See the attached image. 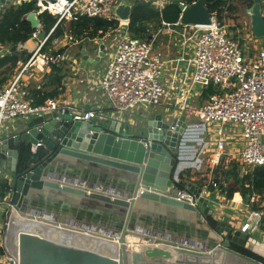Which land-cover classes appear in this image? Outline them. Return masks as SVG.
I'll return each instance as SVG.
<instances>
[{
  "label": "water",
  "instance_id": "obj_1",
  "mask_svg": "<svg viewBox=\"0 0 264 264\" xmlns=\"http://www.w3.org/2000/svg\"><path fill=\"white\" fill-rule=\"evenodd\" d=\"M179 5L182 24L212 20L214 13L208 9L207 0ZM132 6L130 0H121L114 12L129 22ZM248 12L253 34L263 37V0H255ZM26 20L43 39L46 30L41 12H29ZM104 49L102 43L101 55ZM21 51L19 45L14 53ZM82 53L87 62V50ZM110 121L76 119L71 108L58 109L32 117L4 138L9 199L21 215L76 229L65 223L63 209L71 195H79L90 207L101 205L98 223L85 224L83 230L118 242L117 254L108 255L23 232L19 264H264L263 242L229 225L223 228V222L208 224L211 209L208 199L200 195V186L189 184L199 197L197 204L175 197L180 162L177 149L187 126L184 115L175 130H171L175 121L164 120L162 113L136 124ZM22 143L29 145L30 151L25 163L18 166ZM97 169L105 175L106 185L94 184L90 178ZM106 178H117L118 182L123 178L130 187L110 188ZM212 228L218 235L205 231ZM129 237L135 240L130 242ZM147 240L156 244L149 245ZM135 243L141 247L135 248Z\"/></svg>",
  "mask_w": 264,
  "mask_h": 264
},
{
  "label": "built area",
  "instance_id": "obj_2",
  "mask_svg": "<svg viewBox=\"0 0 264 264\" xmlns=\"http://www.w3.org/2000/svg\"><path fill=\"white\" fill-rule=\"evenodd\" d=\"M120 1L37 0L38 9L36 11L41 13L48 11L55 15L58 21L76 19L83 14L119 19L114 8ZM146 1L162 9L176 0ZM21 2L22 0L11 1L14 4ZM180 3L191 2L179 0ZM4 4L0 0V15ZM215 14L211 22L207 24H182L180 20L176 23L180 27L167 24L172 27L173 32L179 33L185 42L194 38L192 53H181L180 58L176 57L177 59L174 60L177 61L178 66L181 59H187L191 67V71L190 69L187 71V94L195 91L197 86L206 88L213 85L217 88L202 104L193 109V113L198 116L194 127L199 131L205 132L211 125H218L216 152L213 155L212 164L215 166L220 162L227 145V139L223 136L224 126L233 124L240 126V133L244 140V145L238 151L236 159L243 165L253 168L264 164V47L255 49L253 53L246 49L237 38L228 32L225 25L220 24ZM120 23V26L125 24V30L123 28L119 37L116 38L106 70L99 78V86L109 103L110 113L107 116L97 109H72L76 119H111L118 123L119 120L113 118L116 113L123 114L141 105L159 104L168 93L163 77L167 64L172 59H168L157 49L155 43L157 34L149 40L133 36L128 31V22L120 20ZM53 30L54 27L46 31L43 39L39 38L38 30L32 33L30 38L38 40L37 45L32 49L33 54L24 62L17 74L0 85V174L2 173L3 156L6 154L2 134L4 120L35 117L67 108L57 97H49L42 103H33L29 97L28 83L23 78L25 71L31 67L44 71L51 64L67 58L63 50L54 48V44H59L61 40L58 36L52 39L49 49L42 52V47L50 38ZM250 30L251 36L254 37L252 29ZM19 45L23 49L25 43ZM8 51V47L0 42V55ZM181 108L182 110L188 109L185 101L181 104ZM174 121L171 130H175L179 119ZM40 144L39 142L38 145ZM175 179L179 181V174L175 175ZM200 187V195L208 193L212 187L221 189L219 183L212 177L201 183ZM173 193L177 198L197 204L196 194L188 187L179 188L177 185ZM257 199V195H251L249 205ZM262 216V210L251 208L241 226V231L247 233L260 227ZM8 253L9 256L2 253L6 258L2 263L10 264V261H13L12 264H19V257L10 250Z\"/></svg>",
  "mask_w": 264,
  "mask_h": 264
},
{
  "label": "crops",
  "instance_id": "obj_3",
  "mask_svg": "<svg viewBox=\"0 0 264 264\" xmlns=\"http://www.w3.org/2000/svg\"><path fill=\"white\" fill-rule=\"evenodd\" d=\"M124 25L125 24H122L119 29L115 30L116 33L114 35L119 36L123 28L125 30ZM105 36L97 38H88L83 36L81 38H76L66 30L64 31L63 35L58 36L61 38L59 42L60 45L58 48H55L60 49L65 47L63 51L67 54V58L63 61H60V64L64 65L68 73L63 81V85L59 87L60 89H63V91L56 97L59 98L60 101L67 106V108H71L73 110L92 108L101 110L107 116L110 113L109 103L99 86V78L106 70L108 59L112 51L111 50L109 53H104L102 55L100 53V45L102 43L105 44L103 41ZM37 43V39L29 38L24 45V48L26 49H23L30 53ZM83 49L87 50V55L89 57L87 62H84V53H82ZM180 54L172 58H168L172 60L169 62V64H167L163 77V81L166 85L168 93L161 103L146 107H144L145 105H141L136 109L130 110L123 114L116 113L113 118L118 119L121 124H136L138 121H145L146 119L154 117V115L157 113H162L164 120H168L170 123H173L175 119H180V117L184 115L187 126L185 132L181 135L180 146L177 149L180 158L178 174L180 175L181 172L184 171V173L189 175V178L186 176L188 178L186 185L190 189V183L195 186H200L201 183H203L201 177L197 176V173L199 174V172L203 171V169H201L203 168V164L206 163L208 164V167H214L212 164V158L216 152V129L218 128V125H211L205 132L199 131L194 127V124L198 121V116L193 113V109L202 104L207 99L203 94L205 87L197 86L195 91L187 94V71L189 69L191 71V67L187 59H181L178 66L176 65L177 61L174 59L180 58ZM21 64H24L22 60L19 61L17 69L22 67ZM50 69L51 66L43 72H49ZM17 73L18 72H15L13 75ZM37 74H40V72ZM43 75L44 74L37 75L34 77L36 80H34L31 78V76L28 75V77H25L23 74V78L28 83V89H30L32 84L39 87L44 85V81H40L43 78ZM37 80H39V82ZM184 101L188 107L186 110H182L181 108V104ZM109 117H112V115H109ZM31 118L32 117H18L4 120L2 129L3 138L14 134L19 126H22L25 121H28ZM94 119L100 120L98 118ZM105 120H107L108 123L111 122L109 119ZM223 136L227 139V145L225 146L221 159H236L238 156V151L241 150L244 145V140L240 133V126L226 124L224 126ZM14 148L16 147L14 146ZM4 150L6 151L5 148ZM2 162V172H6L7 163L6 161L4 162V156ZM110 172L114 173L115 171L110 170ZM90 178H92L94 184H105V175L102 174L101 169L93 170ZM106 179L110 182V188L111 185H115L117 189H127L130 187V184L126 183L123 178L119 179V182L117 181V178L116 181H113L110 178ZM201 196L208 199V204L211 209L209 217H212L217 221L216 225L223 222L225 223L222 225L223 228H226L227 225H229L232 230H241V226L248 215V212L251 210L249 201L244 200L240 194H235L232 198H228L224 192L217 187H212L208 193ZM197 198L199 199V197ZM7 203L8 202L5 200V202H2L0 206ZM66 203L68 204L63 209L65 223L69 222V225L76 227V230L84 231L83 229L85 224L92 225L98 223L96 221L99 218L98 215L101 213L100 204L95 203L93 207H90L79 195H71L69 201ZM262 203H264V201ZM208 224L212 226L209 222ZM89 229L87 228L86 230L89 231ZM205 231L211 235H218L219 233L213 228L212 230L205 229ZM247 234L264 243V232L260 227L253 231L247 232ZM95 242L98 241H96V239L92 236L81 237L79 238V241L74 239V244L84 247L86 246L87 248H90L91 244L92 246H95ZM137 245L138 246H136V244L134 245L135 248H139V244ZM4 253H6V251ZM1 254L0 263H2L5 258V256Z\"/></svg>",
  "mask_w": 264,
  "mask_h": 264
},
{
  "label": "trees",
  "instance_id": "obj_4",
  "mask_svg": "<svg viewBox=\"0 0 264 264\" xmlns=\"http://www.w3.org/2000/svg\"><path fill=\"white\" fill-rule=\"evenodd\" d=\"M133 3L130 20L128 22V31L131 35L141 37L144 39H151L154 34H157L155 43L158 45V38L160 33L166 28L167 24L173 27H180L176 25L181 15V8L179 0L173 1L165 5L162 9L152 5L146 0H130ZM192 2L194 0H188ZM236 2L249 3L253 5L254 0H207L208 9L217 14L220 24L225 23V18H235ZM37 0H22L19 4H4L0 15V42L10 48V51L0 55V85L5 83L12 75L14 68L18 66L20 60L26 62L30 57V53L17 54L16 51L20 43H25L31 36L35 29L31 23L26 20V15L37 10ZM42 28L47 32L54 27L50 38L42 47V52L47 51L51 45L54 37L64 34L66 30L73 37L81 38L83 36L88 38L103 37L110 31L116 30L120 27V20L116 18H106L103 16H89L79 15L76 19H70L66 25V19L58 18L48 11L41 13ZM235 38H237L235 36ZM65 47L59 50H64ZM64 65L58 63L51 64L49 72L44 74V85L30 86V95L33 103H42L49 97H56L63 89V81L67 76ZM52 85V86H51ZM51 86L50 88H48ZM217 88L210 85L204 88V97ZM30 151V146L22 143L19 146L18 166H22L27 159ZM242 163L237 159H231L227 163L221 159L220 162L213 168L214 179L219 183L221 190L228 198H232L235 194H240L244 200L250 201L251 195H257L258 199L251 202L250 206L253 209L263 211V216L260 222V228L264 232V164L255 166L246 171L242 170ZM243 165V164H242ZM4 172L0 174V203L9 198L11 187L9 181L4 177ZM189 175L181 172L177 185L179 188H186ZM209 223L215 226L217 221L209 217ZM235 249L246 252L240 247ZM0 252L4 253L5 249L0 245ZM250 254V253H249ZM4 264V263H0Z\"/></svg>",
  "mask_w": 264,
  "mask_h": 264
},
{
  "label": "rangeland",
  "instance_id": "obj_5",
  "mask_svg": "<svg viewBox=\"0 0 264 264\" xmlns=\"http://www.w3.org/2000/svg\"><path fill=\"white\" fill-rule=\"evenodd\" d=\"M263 2H264V0H263ZM248 4L249 3L243 4V3L236 2L237 7L235 6V8H236L235 18L233 19L230 17H226L224 20L225 23L223 25H225L226 29L228 30V32L231 35H233L234 37L236 36L237 39L240 41V43L246 49L251 50V52L253 53V52H255V49H259V48L264 47V36L263 37H256L254 34H253L254 37L251 36V34H250V31H251L250 29H252L250 27L251 26V15L248 12V8L251 7L252 5H248ZM215 15L217 16V14H215ZM218 21H219V19H218ZM65 24L68 25V20H66ZM115 33H116L115 31L110 32L103 39V41L105 42V45H106V49H105L106 52L105 53H109L112 50L113 44L116 43V38L119 37L118 35H114ZM154 35H156V33ZM159 36H160V38H158L159 42H158V45L156 47L165 55V57L172 58L176 55H179L180 53H192V46L194 44V38H191L187 42H185L184 39L179 36V33L173 32L172 27H169V26L164 28L162 30V34L160 33ZM54 45H55L54 48L55 47L58 48L60 44H54ZM8 49L10 51V48H8ZM24 49H26V48H24ZM24 49L19 54L29 53L27 50H24ZM25 51H27V52H25ZM32 54L33 53L30 52V56ZM20 69L21 68L17 69V67L14 68V71H13L12 75L10 76V78L13 76V74L15 72H19ZM39 72H40V74H37ZM42 74H45V72L38 70V68L31 67L25 71L24 76L28 77V75H29V76H31V78L36 80V78H34V77H36L37 75H42ZM44 79L45 78L43 75V78L40 81H42V80L46 81ZM37 81L39 82V80H37ZM144 107H146V106H144ZM224 160H225V163H227L229 161L226 159H224ZM4 162H5V158H4ZM202 166H203V168H201V169H203V171L199 172V174L197 173V176L201 177V180H203L202 182L206 181L210 177L214 178L213 169H211V167H208V164H206V163H205V165H202ZM241 166H242L243 171L251 169L247 165L241 164ZM4 174H5V171H4ZM4 177L6 178L5 175H4ZM5 200L8 203L2 204L0 206V245H2L4 247L6 254L8 255L9 253H8L7 249H9V246L7 244V236L9 235L10 226H11L12 221H13L12 217L14 214V208L15 207L13 204H10L9 198L5 199ZM5 200L2 202H5ZM17 213L20 214V212H18L16 210V215H17ZM18 218H20V216ZM130 242H132V241H130ZM145 243H147L149 245H150V243H152V245L156 244V242L150 241V240L145 241ZM135 244H136V246H138L137 245L138 243H135ZM78 246H81V245H78ZM139 247H141V244H139ZM109 250L110 249H108V251H105V250L101 251L98 249V251L100 253H103V254H109ZM12 263H13V261H10V264H12Z\"/></svg>",
  "mask_w": 264,
  "mask_h": 264
},
{
  "label": "bare ground",
  "instance_id": "obj_6",
  "mask_svg": "<svg viewBox=\"0 0 264 264\" xmlns=\"http://www.w3.org/2000/svg\"><path fill=\"white\" fill-rule=\"evenodd\" d=\"M17 216L18 217L20 216V218H18ZM12 218H13L12 219L13 221H12V224L10 226L9 235L7 236V244L9 246V249L11 250V252L13 254H15L17 257H19V259H20V256H22L21 250H20L21 249L20 248V237H21V233H23V232H27V233H31V234H37V235H41V236H47L48 238H51L53 240L56 239V240H59L61 242L76 245V246H78V245L74 244V239L79 241V238H81V237L92 236L98 242L94 243L95 246H92V244H91L90 245L91 247L88 249H93L95 251H98V249L101 251L102 250L108 251V249H110L108 255H110L112 253L117 254V252H118V249H117L118 248V245H117L118 242L115 240L112 241V240L106 239L104 237H99V236L93 235L89 232L82 231V230L59 227V226H57L51 222H48V221H45L42 219H37V218H29V217L23 216L19 213H17V215H16V209L15 208H14V214H13ZM62 238H64V239H62ZM129 239H131L130 241H132V242L135 240V238H133V237H130ZM150 245H152V243H150ZM84 248H87V247L85 246ZM137 249H138V247H137ZM19 259H18V262H19Z\"/></svg>",
  "mask_w": 264,
  "mask_h": 264
}]
</instances>
